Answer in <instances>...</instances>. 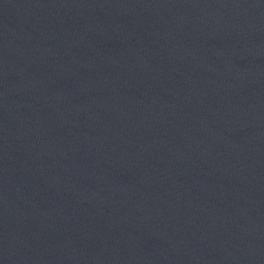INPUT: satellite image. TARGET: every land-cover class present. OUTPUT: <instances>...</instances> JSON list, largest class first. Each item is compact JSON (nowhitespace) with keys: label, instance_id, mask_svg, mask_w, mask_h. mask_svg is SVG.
Returning <instances> with one entry per match:
<instances>
[{"label":"water","instance_id":"water-1","mask_svg":"<svg viewBox=\"0 0 264 264\" xmlns=\"http://www.w3.org/2000/svg\"><path fill=\"white\" fill-rule=\"evenodd\" d=\"M0 264H264V0H0Z\"/></svg>","mask_w":264,"mask_h":264}]
</instances>
